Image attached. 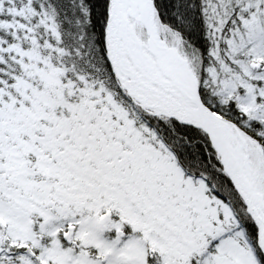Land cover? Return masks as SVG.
I'll list each match as a JSON object with an SVG mask.
<instances>
[{
    "label": "snow or ice",
    "instance_id": "6c2138e0",
    "mask_svg": "<svg viewBox=\"0 0 264 264\" xmlns=\"http://www.w3.org/2000/svg\"><path fill=\"white\" fill-rule=\"evenodd\" d=\"M0 264H264V0H0Z\"/></svg>",
    "mask_w": 264,
    "mask_h": 264
}]
</instances>
